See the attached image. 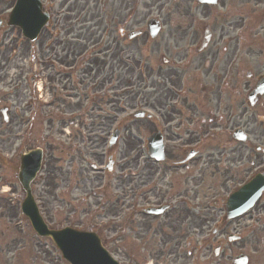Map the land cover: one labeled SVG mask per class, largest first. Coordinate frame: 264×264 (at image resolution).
I'll return each instance as SVG.
<instances>
[{"label": "flooded vegetation", "instance_id": "obj_1", "mask_svg": "<svg viewBox=\"0 0 264 264\" xmlns=\"http://www.w3.org/2000/svg\"><path fill=\"white\" fill-rule=\"evenodd\" d=\"M39 1L42 12L49 15L48 24L34 42L38 44L43 86L49 90L48 65L67 76L59 80L60 85L72 80L73 94L62 95L61 109L66 112L58 117L62 125L74 115L77 120L83 118L81 105H91V112L96 113L94 102L104 96L109 108L122 102L130 108L139 102L146 114L141 122L145 121L152 133L162 135L166 161L149 159L140 174H133L141 264H193L190 232L205 227L204 201L197 189L188 190L190 182L185 190L171 191L168 166L161 165L199 166L197 156L212 142L230 145L208 153L207 160L235 156L242 161L248 154L246 147L235 146L234 135L255 121L256 107L264 106V95L250 99L264 76V0ZM17 4L18 0H0V36L17 32L24 38L11 24ZM49 31L54 34L46 37ZM5 43L0 42V49ZM77 46L82 47L78 50ZM113 46L122 55L123 62L117 66L109 60ZM62 55H70L72 65L68 61L63 64L59 60ZM117 56L113 53L112 60ZM30 81L24 77V87ZM83 82L89 85L85 87ZM15 87L16 114L29 106L27 99L21 104ZM68 100L78 104L67 107ZM48 103L51 108L50 98ZM3 117L1 110L4 122ZM117 121V113L109 112L92 133L109 135ZM134 122L129 116L120 125L127 136ZM131 142L129 137V147L134 149ZM143 144L148 149V142ZM184 148L188 149L186 155ZM193 149L198 155L182 163ZM138 164L136 160L132 164L136 171ZM82 186L86 190V181ZM217 198L216 194L213 200ZM206 242L201 249L206 255L203 264H210ZM218 258L225 263L230 257L221 248Z\"/></svg>", "mask_w": 264, "mask_h": 264}, {"label": "rangeland", "instance_id": "obj_2", "mask_svg": "<svg viewBox=\"0 0 264 264\" xmlns=\"http://www.w3.org/2000/svg\"><path fill=\"white\" fill-rule=\"evenodd\" d=\"M118 28L116 36H119ZM53 34L54 32L49 31L46 37ZM117 39L118 44L121 43L120 37ZM3 40H6V43L0 49V109L9 110L6 113L8 122L0 120V264H68L49 239L36 236L32 226L22 215L21 203L25 194L20 183L18 184L17 176L19 158L24 152L25 145L29 149L41 148L45 151L44 167L32 185V191L41 215L50 229L63 227L82 231L91 230L88 228L99 229L100 232H96L102 237V244L117 262L141 264L138 221L137 214L134 213V211L137 213L134 189L136 179L134 180L132 174L136 172L140 174L149 162L143 141L151 136V127L145 124V121L144 123L135 120L132 136L129 135L130 141L132 138L134 140L130 144H134L135 148L129 147L128 136L123 135L117 148L109 153L116 161L113 173H105L103 182L102 180L98 182L101 174L97 173L98 170H92V166L96 168L100 166L101 157L105 156L107 150L102 148L106 138L103 136L97 138L92 132L104 121L107 113L121 111L124 102L114 103L113 108H109L106 105L107 98L100 97L94 102L96 113L91 112V105H81L83 118L77 120L74 115L72 120L62 125L61 119H57L60 117L57 112L62 110L61 112L66 113L61 109V100L63 94L67 96L73 94L72 80L60 85L59 80L62 77L66 79L67 76L58 73L47 64L49 90L47 91L46 86L45 95H50L53 104L51 108L45 107L44 101L47 97H41L40 92L37 97L35 95L36 87L39 90L41 85L45 84L40 74L42 67L38 44L34 43V46L28 44L17 32L1 35L0 42ZM78 44L86 46L84 43ZM82 46H77L76 49L79 50ZM113 53L119 56L118 48L112 47L109 60L116 66L120 65L123 61L118 56L113 61L111 58ZM66 55L60 56L59 60L63 64L68 61L67 64L72 65V57L68 55L66 58ZM24 77L31 80L27 87L23 85ZM15 85L18 87L21 104L29 95L33 115L28 113L26 116L28 110L23 109L19 113L16 111L15 114ZM83 85L86 87L89 82H83ZM28 91L30 93H27ZM82 100L85 101L83 95ZM70 104L78 103L68 101L67 107ZM131 109L133 112L139 108ZM127 113H131V110L127 109ZM93 114H99V117H93ZM255 115V121L247 124L244 129L248 137L247 143L235 144L237 147L247 148L248 154L242 161L235 156L220 159L216 157L208 161L200 156L199 166L191 164L184 173L180 168L174 169L175 166L168 162L161 165L168 166L171 191L179 188L184 190L185 178L191 177L187 179L190 181L188 190L197 189L200 201L203 198L207 218L205 227L197 226V230L192 229L190 233L193 257L197 256L200 264L204 263L206 257L200 249L204 241V232L208 242L210 264H224L214 256V249L219 245L228 250L227 254L231 258L243 254L250 257L251 264H264V196L254 211L229 224L224 222L223 207L229 193L254 175L264 174V106L257 109ZM31 119L33 122H29ZM21 125H24L22 131L19 130ZM67 130L69 133L72 131L71 137L66 136ZM80 131H84L88 138L85 139V145L82 139L77 140ZM74 144L75 148L72 147ZM226 145L230 144L224 141L209 143L203 148V154L218 148L223 151ZM258 148H261L260 152L257 151ZM53 156L57 160H52ZM135 160L139 162L138 171L132 168ZM83 181H86V190L81 186ZM190 194L194 195L193 192ZM216 194L218 198L210 203ZM230 234L239 235L241 241L228 242L227 236ZM232 262L226 264H233Z\"/></svg>", "mask_w": 264, "mask_h": 264}, {"label": "water", "instance_id": "obj_3", "mask_svg": "<svg viewBox=\"0 0 264 264\" xmlns=\"http://www.w3.org/2000/svg\"><path fill=\"white\" fill-rule=\"evenodd\" d=\"M40 9V8H39ZM38 11V10H37ZM18 16L24 14L23 9H17ZM23 23V21H18ZM32 28L28 29L30 32ZM32 34L35 32H31ZM36 36V35H35ZM260 90L264 89V80L260 83ZM156 140V148L154 149V157L163 160V147L161 140L156 135L151 141ZM42 152L35 151L28 153L22 159V167L20 170L19 180L24 187L27 198L23 203V213L26 215L36 233L40 237L50 238L57 248L60 250L64 259L70 264H119L110 254H108L97 235L91 233H81L76 230L63 229V231H50L44 224L42 217L39 215L37 206L31 194L30 184L36 178L42 165ZM264 191V177L256 176L248 185L244 186L227 202V217L234 219L243 215L246 211L252 208L255 202L262 195ZM247 259L244 257L236 258L235 264H246Z\"/></svg>", "mask_w": 264, "mask_h": 264}]
</instances>
